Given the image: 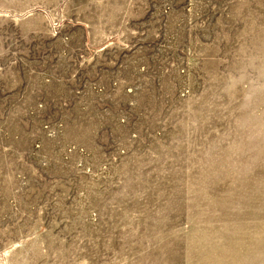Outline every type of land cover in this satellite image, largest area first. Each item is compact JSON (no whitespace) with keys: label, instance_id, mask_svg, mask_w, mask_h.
<instances>
[{"label":"rangeland","instance_id":"1","mask_svg":"<svg viewBox=\"0 0 264 264\" xmlns=\"http://www.w3.org/2000/svg\"><path fill=\"white\" fill-rule=\"evenodd\" d=\"M0 264H264V0H0Z\"/></svg>","mask_w":264,"mask_h":264}]
</instances>
